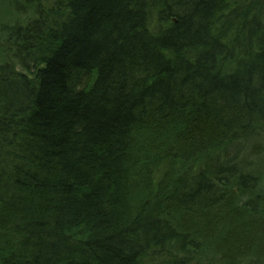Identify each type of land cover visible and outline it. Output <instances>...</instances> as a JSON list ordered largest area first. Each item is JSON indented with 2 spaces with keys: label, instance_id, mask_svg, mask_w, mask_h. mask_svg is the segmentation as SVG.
Returning <instances> with one entry per match:
<instances>
[{
  "label": "trees",
  "instance_id": "obj_1",
  "mask_svg": "<svg viewBox=\"0 0 264 264\" xmlns=\"http://www.w3.org/2000/svg\"><path fill=\"white\" fill-rule=\"evenodd\" d=\"M262 156L264 0H0V264H264Z\"/></svg>",
  "mask_w": 264,
  "mask_h": 264
},
{
  "label": "bare ground",
  "instance_id": "obj_2",
  "mask_svg": "<svg viewBox=\"0 0 264 264\" xmlns=\"http://www.w3.org/2000/svg\"><path fill=\"white\" fill-rule=\"evenodd\" d=\"M221 61H222L223 65H224V67H228L229 66V63L230 62H229V59L228 58H226V60L223 59ZM215 63H218V60L215 59L214 64ZM199 153H200V155H197L195 157H191V158H188V159L185 156V157H182V158L177 159L176 161L169 160L167 162V165L163 168L162 172L164 174H166V175H169V176H172V175H174L177 172L176 176L179 175V174H181V177L183 179L184 178L183 171L185 169L184 167L186 165H189V164H193L194 163L192 165V167H190V171L189 172L194 171L195 169H197V171L200 173L201 172L200 166L202 165V164H200V161H201V158H202L201 157V154H203V156L206 157V155H208V152H206V151L205 152H200L199 151ZM197 162H199V164H197ZM232 182L235 183L236 185H239V186L242 185L243 186V184H241L236 178H234L232 180ZM253 184H254V181L251 180V181L247 182L245 185L246 186H251ZM176 185H178V184H176ZM182 190H183V187H182ZM199 192H200V190L197 189V195L199 194ZM249 194L250 195H253V196H256L257 195V197H258V188L256 187V185H255V187H253V189L251 190V192ZM249 194H248V196H250ZM237 195L243 196L241 194H237ZM222 197H226L227 198L228 197L227 193L220 191L218 193V195H217V198H222ZM194 200L195 199H190L189 203L188 204H184V205H190ZM196 200H197V198H196ZM197 201H199V200H197ZM197 201H196V203H198ZM199 203H201V200L199 201ZM184 205L181 207V210H183ZM185 210L187 211L188 208L184 209V211ZM160 218H161V216H160ZM181 256H183V254H181L179 252H172V253H170L169 254L170 259H168V263L169 264H179L178 259ZM149 259H151V262L148 263V261L146 260V264H163V262H164V259L163 258L157 257V256H153V257L150 256Z\"/></svg>",
  "mask_w": 264,
  "mask_h": 264
},
{
  "label": "rangeland",
  "instance_id": "obj_3",
  "mask_svg": "<svg viewBox=\"0 0 264 264\" xmlns=\"http://www.w3.org/2000/svg\"><path fill=\"white\" fill-rule=\"evenodd\" d=\"M151 14H152V17L150 19V24H151L152 27L157 29V27H158V19H157L158 11L154 10L153 12H151ZM204 158L205 157L201 158L200 164H202V162L204 161ZM261 162H262V164L260 165V169H263V172H264V156L261 157ZM193 164L186 165V167H188L187 169L189 171H190V167H192ZM197 164H199V162H197ZM262 183L264 185V179H262Z\"/></svg>",
  "mask_w": 264,
  "mask_h": 264
}]
</instances>
